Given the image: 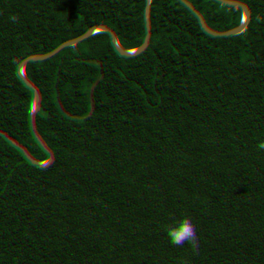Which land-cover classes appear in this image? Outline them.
I'll return each instance as SVG.
<instances>
[{"label":"trees","instance_id":"obj_1","mask_svg":"<svg viewBox=\"0 0 264 264\" xmlns=\"http://www.w3.org/2000/svg\"><path fill=\"white\" fill-rule=\"evenodd\" d=\"M261 140L264 0H0V264H264Z\"/></svg>","mask_w":264,"mask_h":264},{"label":"clouds","instance_id":"obj_2","mask_svg":"<svg viewBox=\"0 0 264 264\" xmlns=\"http://www.w3.org/2000/svg\"><path fill=\"white\" fill-rule=\"evenodd\" d=\"M10 20L14 23L18 22V17L13 15L10 17ZM257 148L258 150H264V140L259 141ZM167 234L174 246L182 247L187 242L198 254L199 238L196 226L193 224L190 217L185 216L181 220H178L175 224L168 226Z\"/></svg>","mask_w":264,"mask_h":264}]
</instances>
